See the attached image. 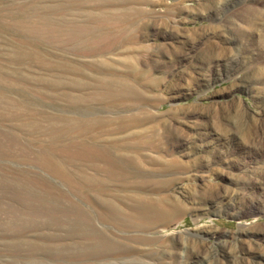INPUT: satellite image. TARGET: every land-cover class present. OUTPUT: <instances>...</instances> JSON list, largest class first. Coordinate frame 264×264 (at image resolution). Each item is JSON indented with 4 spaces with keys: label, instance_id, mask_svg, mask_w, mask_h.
Returning <instances> with one entry per match:
<instances>
[{
    "label": "rangeland",
    "instance_id": "374dc122",
    "mask_svg": "<svg viewBox=\"0 0 264 264\" xmlns=\"http://www.w3.org/2000/svg\"><path fill=\"white\" fill-rule=\"evenodd\" d=\"M109 1L126 0H0V264H126L95 257L98 238L151 251L155 264H264V0H135L148 14L128 47L94 43ZM128 54L147 78L125 76ZM108 77L156 96L154 155L171 166L144 170L172 182L156 198L169 199L163 209L175 215L151 231L100 217L93 200L130 190L104 175L109 193L83 189L78 168L93 176L90 162L63 153L67 122L138 112L139 104L96 99L92 83ZM63 162L77 184L60 177ZM142 234L151 243H138Z\"/></svg>",
    "mask_w": 264,
    "mask_h": 264
},
{
    "label": "bare ground",
    "instance_id": "6f19581e",
    "mask_svg": "<svg viewBox=\"0 0 264 264\" xmlns=\"http://www.w3.org/2000/svg\"><path fill=\"white\" fill-rule=\"evenodd\" d=\"M109 2L106 3V7L108 6V9L112 10L111 14L110 15L107 14L106 20L104 19L100 21V23H98V27L101 28L102 30H105L106 32L103 33L104 35L98 38V42H94V43H97L99 45L101 44L118 45V43H120L126 45L127 47L129 45L133 46L134 44H137L138 35L135 36L132 33L135 32L136 29L138 28V26L136 29L134 27L137 25L139 21H141L140 19L143 18V16L146 17V15L148 14L147 10L137 7L135 4H138L139 2L135 0H126L124 3H113V2L109 3ZM102 6H104V4ZM118 34H121V36H119ZM134 58H137L136 54H128L126 58L121 62V65L125 67V71H124L125 72L124 74H126L125 76L127 77L128 75H132V76L135 75L140 78H147V73L141 70L138 67V64L136 65V63L138 62L136 61L134 62V60H132ZM105 61L107 62V60ZM104 64L105 63H103V65ZM109 64L110 63L108 62L106 66L103 65L102 66L104 68L106 67V70H107V66L113 68L111 64L110 65ZM111 68H109V70ZM75 73L78 72L76 71ZM120 76L122 75H118V77ZM107 79H109V77ZM107 79H104L103 82L101 81L102 84L100 85L96 83H92L93 85H95L94 86L95 92L93 95H96V99L99 100L100 102L101 100H106L105 102L106 103L108 102L107 104H110V106L113 108L115 106L118 107L119 105L122 104L128 105V103H132V105L129 104L131 107L135 105L138 106L139 104L140 108L137 110L138 112L133 113L124 118H119L117 120H111V121L109 120L108 122L99 121V119L98 120L96 119L95 121L97 122L95 123H93L92 121L84 125H80L77 123L75 124V122L73 123L67 122L64 128H62L63 129L62 132H64L63 134L68 135L67 138L70 136V140H68V143L63 147V153L67 157L66 161L69 160L70 162L73 163L78 161H87L88 163L90 162L91 167L94 171L93 176L91 175L89 176L87 174L86 170H84L86 168L84 169L78 168L77 175L82 176L81 177L82 183H80V186L83 187V189L85 188L90 190L92 189V190H96V192L103 190L109 193L110 189L106 188L105 186L106 181H104L100 177V175H104L113 181L119 180L123 182L122 184L123 186L122 185L121 186L124 187L125 190H130L129 192H131V194L127 196L123 195L125 196L123 199L121 198L101 199L99 196V200H93L94 205L97 208L102 209V212L99 214L100 217H102L103 219H111L117 225H119L124 229L129 228L135 231L137 229L142 231H149V230L151 231L152 229L156 228V221L158 219L160 220V218L169 217L170 220L171 219L170 217H172L173 216L172 214H174V213H167L169 212L167 211L168 209L167 210L165 209L167 212L163 209V207L167 203L166 201H168L169 199L162 196L156 198V192L157 191L159 192L160 189H162L165 186L169 187L170 184H172V182L170 181L164 183V182H156L155 179L150 180L149 179L150 175L148 176V173H146L144 170V166L146 164L153 165L155 168L156 165L157 166L159 165L165 169L171 166L170 163L162 164L159 158H156V154L154 155V153H156V150L158 149V143L156 142V132L157 130H159L158 129L159 127L156 125L155 122L157 115L155 112L152 111L151 108L153 106V103L156 102V96H151V94L150 96H146L145 93L142 92L143 90L141 89L142 90L141 91L140 88H138L139 86L136 87L135 85L132 84L133 82L131 83V81L127 80L126 78L124 79L122 78L123 80L120 78L115 79V77L114 79H111V77L109 80ZM148 82L151 86L152 85L154 86V84L156 86V80L148 78ZM92 84L91 86H93ZM85 87H87V85ZM97 88H100L102 91L100 90L99 92ZM163 103L164 102L160 103L157 107H162ZM117 123H120L121 125L115 126V124ZM122 123H124V125ZM143 126L145 127L143 128ZM137 128L139 129L137 130ZM122 131L126 133L125 134L126 137L124 138L123 142H120L116 139L112 140L111 138H106V137L103 138V136L118 134L121 133ZM157 137L159 138V134ZM59 164L60 165L58 168V173L60 177L71 185H74L75 183L77 184L75 177H73L71 173H69L67 169V164L65 162ZM117 201L122 203L123 206L119 207ZM176 207L178 208V206L175 205V209H176V210L174 209L175 211H177ZM94 229L96 230L97 228H93V230ZM93 234L94 233H90L89 235L92 236ZM146 236L147 235L142 234V236H139L138 238L136 237L137 239L136 238L135 239L137 240L138 243H142V244L151 243L150 239L148 238L149 236L147 237ZM112 242L113 241L108 242L105 240H101V238L100 239L98 238V240L95 242L94 245L93 255H95V257L103 256L105 258L106 256L113 257L114 254L119 255L121 257V260L122 257L126 259L125 262L126 264H155L154 262L156 260L155 257L156 255L154 256L153 254H151L153 252L151 251L150 253L141 252L135 250L132 247L119 248L114 244L115 242L114 243ZM119 256L117 257L120 258Z\"/></svg>",
    "mask_w": 264,
    "mask_h": 264
}]
</instances>
